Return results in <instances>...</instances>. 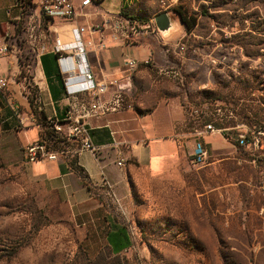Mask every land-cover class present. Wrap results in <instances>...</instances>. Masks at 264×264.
<instances>
[{"label":"rangeland","instance_id":"1","mask_svg":"<svg viewBox=\"0 0 264 264\" xmlns=\"http://www.w3.org/2000/svg\"><path fill=\"white\" fill-rule=\"evenodd\" d=\"M144 7L151 16L170 13L181 28L158 36L166 41L162 71L150 68L133 94L116 93L108 114L127 120V135L130 114L177 98L186 117L177 169L158 178L137 171L124 208L99 197L131 230L130 250L116 256L105 241L86 240L70 208L30 170L35 163L24 149L31 143L18 134L28 121L21 124L12 109L19 126L10 131L0 112V264H264V0H144ZM177 11L197 24L187 29ZM135 19L137 35L149 30L138 20L147 18ZM16 38L26 72L32 51L26 36ZM207 124L222 125L223 136L200 137ZM51 133L43 129L39 141ZM249 135L258 146L240 145ZM199 140L209 150L203 167L191 159ZM63 143L55 149L71 148Z\"/></svg>","mask_w":264,"mask_h":264},{"label":"crops","instance_id":"2","mask_svg":"<svg viewBox=\"0 0 264 264\" xmlns=\"http://www.w3.org/2000/svg\"><path fill=\"white\" fill-rule=\"evenodd\" d=\"M82 1L76 0L80 15L74 21L56 19L39 29L38 46L52 49L57 38L62 43L73 44L76 41L74 30L84 29L80 32V41L96 81L107 85L117 81V85L109 87L103 97L107 103H111L120 91L133 94V90L141 88L142 78L150 68L162 71L159 55L162 43L166 41L160 38L168 35L160 33L154 23L158 13L152 16L145 13L144 0H100L96 4L81 7ZM21 11L16 0H0V43L6 41L16 48V37H27L25 26L34 11L28 9L22 21H18L22 16ZM168 14L173 28L180 29V21ZM137 16L147 18V26L142 28L148 31L142 32L143 35H132L130 39L114 36L112 26L116 20L127 22ZM20 26L22 30H19ZM18 54L7 57L0 55V76L11 79L8 88L0 90V112H6L2 114L6 121L4 127L10 131L18 129V121L12 111L14 103L20 105L25 116L33 115L30 92L39 97L37 108L44 117L41 122L49 124L42 126L36 117L35 122L29 120L25 127H21L19 136L25 143H33L40 140L43 129H49L58 139L67 142L68 147H71L69 149L76 150L81 143L68 138L74 124L65 120V116L73 104L89 101L90 98L84 94L68 95L65 76L61 73L56 55L51 51L39 54L32 51L26 72L18 61ZM131 59L139 63L137 70L132 73L126 66ZM29 70L32 77L27 80L25 75ZM168 100L159 101L151 109L139 112L138 117L130 114L128 126L133 132L127 135L123 133L127 120H120L117 114L84 120L91 129L92 142L99 147V151L96 155L87 151L70 157L76 159L77 167L84 169L85 180L64 160L29 164L44 189L56 193L63 204L70 208L73 221L85 231L86 240L96 243L105 241L113 255H123L130 250L131 230L122 215L108 211L99 197L102 196L104 201H118L124 208L123 202L133 189V177L137 171H145L150 177L158 178L177 169L180 157L178 133L186 117L177 98ZM139 125L140 130L133 128ZM121 157L125 158L123 167L117 164Z\"/></svg>","mask_w":264,"mask_h":264},{"label":"built area","instance_id":"3","mask_svg":"<svg viewBox=\"0 0 264 264\" xmlns=\"http://www.w3.org/2000/svg\"><path fill=\"white\" fill-rule=\"evenodd\" d=\"M17 5L22 8V16L18 21H22L26 11L32 10L34 13L29 16L25 29L28 32L27 41L30 45V50L33 52L45 53L51 51L57 57V62L60 67L61 73L65 76V86L68 95L77 96L78 94L87 95L89 101H81L73 104L67 111L65 120L72 121L74 126L70 128L68 138L76 139L81 143L79 148L80 153L91 152L94 155L99 151V147L95 146L91 138V129L84 120L93 117H100L107 115L113 106L104 101V96L107 94L109 87L117 85V81H111L108 85L97 82L91 67L86 57V51L83 43L80 41V32L84 29H75L74 35L76 41L73 44H65L57 38L52 49L45 46H38V31L41 26L54 22L56 19L62 21H74L79 15V7L76 0H16ZM100 0H83L81 7H87L98 3ZM38 23V24H36ZM136 25L132 21L116 20L112 26L114 36L119 38L121 36L131 38L132 35L136 36ZM17 48L11 47L6 41L0 43V55L11 56L18 54ZM21 62L20 58L18 59ZM148 64V62H146ZM127 69L130 73L137 70L139 63L136 59H131L126 63ZM29 73L31 70L28 71ZM11 79L8 77L0 76V90L8 88ZM34 96L29 92V97ZM36 103L39 97L34 96ZM117 103V102H116ZM115 104V101H114ZM38 107V106H37ZM12 109L18 121L21 124L26 121L35 122L36 116L33 114L31 117H23L20 115V106L16 103L12 104ZM38 109V108H37ZM224 130L217 129L213 124H207L205 131L199 134L200 137L205 138L207 135L223 133ZM78 138V139H77ZM241 146H258L260 141L258 139L248 140L246 137H241L239 140ZM67 143V142H65ZM64 144V143H63ZM72 152L68 148L55 149L54 140L46 138L44 140L31 143L24 149V157L28 163H47L56 162L61 159H69ZM192 163L195 166L203 167L208 164L209 150L205 143L199 140L191 155ZM123 167L125 165V158L117 163Z\"/></svg>","mask_w":264,"mask_h":264},{"label":"trees","instance_id":"4","mask_svg":"<svg viewBox=\"0 0 264 264\" xmlns=\"http://www.w3.org/2000/svg\"><path fill=\"white\" fill-rule=\"evenodd\" d=\"M177 14L179 15L180 17V20L182 22V24L189 30H191L196 24H197V18L196 17H189V15L184 12V11H177ZM132 18V17H131ZM135 18H132V20H134ZM137 20V19H136ZM140 22H142L143 24L148 22L146 19H138ZM30 100H31V104L33 106V113L36 117H38V120H39V124H41L42 126H46L47 124H49V122H44L42 123L41 122V119H44L42 113L38 112V109L34 103V96L30 97ZM215 126L217 127V129H224V127H222V125L220 124H215ZM257 132H260V131H257ZM51 138L54 140V144H57V143H62L63 140H60L58 139V137H56V135L54 136L53 133L50 134ZM248 140L251 141V138H250V135L248 136ZM71 166L73 167V169L80 175L83 177V179L85 180L86 179V175L84 174V169L83 168H80V167H77L76 166V163H75V160H73L71 162ZM92 262L91 259H88V263L90 264Z\"/></svg>","mask_w":264,"mask_h":264},{"label":"water","instance_id":"5","mask_svg":"<svg viewBox=\"0 0 264 264\" xmlns=\"http://www.w3.org/2000/svg\"><path fill=\"white\" fill-rule=\"evenodd\" d=\"M157 29L162 34H167L172 28L171 17L168 13H161L155 18Z\"/></svg>","mask_w":264,"mask_h":264}]
</instances>
